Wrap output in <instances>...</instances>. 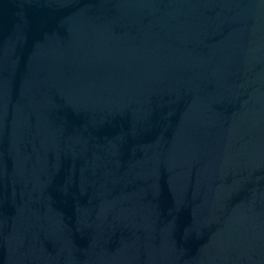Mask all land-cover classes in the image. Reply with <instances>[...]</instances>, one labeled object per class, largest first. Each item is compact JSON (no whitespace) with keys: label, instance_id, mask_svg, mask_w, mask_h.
I'll use <instances>...</instances> for the list:
<instances>
[{"label":"water","instance_id":"1","mask_svg":"<svg viewBox=\"0 0 264 264\" xmlns=\"http://www.w3.org/2000/svg\"><path fill=\"white\" fill-rule=\"evenodd\" d=\"M0 264H264V0H0Z\"/></svg>","mask_w":264,"mask_h":264}]
</instances>
